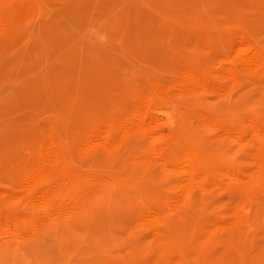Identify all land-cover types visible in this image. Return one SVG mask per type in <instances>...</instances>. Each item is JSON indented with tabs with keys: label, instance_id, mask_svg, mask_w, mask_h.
<instances>
[{
	"label": "rangeland",
	"instance_id": "rangeland-1",
	"mask_svg": "<svg viewBox=\"0 0 264 264\" xmlns=\"http://www.w3.org/2000/svg\"><path fill=\"white\" fill-rule=\"evenodd\" d=\"M44 7L0 37V215L22 232L8 234L11 223L2 218L0 264H174L178 257L183 264H264L263 192L248 203L252 224L240 241L220 239L222 232L204 223L163 259L129 206L109 204L106 193L89 200L82 218L60 216L34 231L20 221V186L34 173L38 151L58 150L63 164L81 172L94 165L127 175L130 153L143 154L137 144L124 146L118 163L91 158L87 134L127 115L157 80L171 82L189 66L222 68L219 58L235 52L232 39L242 29L264 47V0H47ZM206 99L222 116L242 113L264 105V87L247 80Z\"/></svg>",
	"mask_w": 264,
	"mask_h": 264
},
{
	"label": "bare ground",
	"instance_id": "bare-ground-1",
	"mask_svg": "<svg viewBox=\"0 0 264 264\" xmlns=\"http://www.w3.org/2000/svg\"><path fill=\"white\" fill-rule=\"evenodd\" d=\"M45 1L0 0V37H10L18 20L40 13ZM256 39L249 30L242 29L232 39L230 49L235 52L219 58L222 68L214 64L189 66L171 82L153 80L156 83L150 84L144 99L127 115L87 134L88 148L84 153L91 158L118 163L124 146L137 144L143 154L130 153L127 175L103 174L94 165L81 172L63 164L65 154L61 156L58 150L51 154L48 149L38 151L31 164L34 173L26 176L20 186L25 193H21L24 207L20 221L34 231L41 225L47 228V222L60 216L82 218L87 215L90 199H105L107 194L109 204L129 206L157 246L161 259L169 257L176 246L185 245V234L201 232L204 223L211 224L210 230L213 227L222 232L217 236L220 239L240 241L250 224L248 203L264 193V105L222 116L210 109L206 97L227 96L247 80L264 87V47ZM53 137L50 138L55 142ZM50 161L55 171L47 174ZM140 187L146 192L137 193ZM154 191L162 193L160 199H156ZM2 218L11 223L4 229L8 234L22 233L16 220L8 222L11 218L7 214L0 215V223ZM174 264L183 262L178 257Z\"/></svg>",
	"mask_w": 264,
	"mask_h": 264
}]
</instances>
